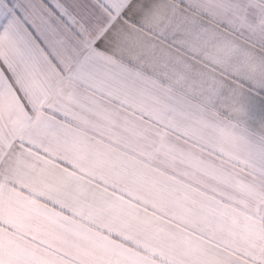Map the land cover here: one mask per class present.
<instances>
[{"label":"crops","instance_id":"0c3cea01","mask_svg":"<svg viewBox=\"0 0 264 264\" xmlns=\"http://www.w3.org/2000/svg\"><path fill=\"white\" fill-rule=\"evenodd\" d=\"M0 48V264H264V0H86Z\"/></svg>","mask_w":264,"mask_h":264},{"label":"snow or ice","instance_id":"6c2138e0","mask_svg":"<svg viewBox=\"0 0 264 264\" xmlns=\"http://www.w3.org/2000/svg\"><path fill=\"white\" fill-rule=\"evenodd\" d=\"M90 19L86 0H0V48L23 59L46 46L60 24L75 28Z\"/></svg>","mask_w":264,"mask_h":264}]
</instances>
